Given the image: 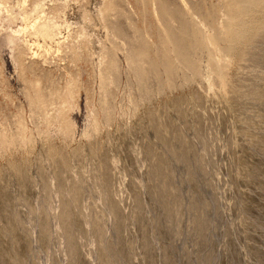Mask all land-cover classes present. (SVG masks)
<instances>
[{
  "label": "rangeland",
  "instance_id": "1",
  "mask_svg": "<svg viewBox=\"0 0 264 264\" xmlns=\"http://www.w3.org/2000/svg\"><path fill=\"white\" fill-rule=\"evenodd\" d=\"M0 264H264V0H0Z\"/></svg>",
  "mask_w": 264,
  "mask_h": 264
},
{
  "label": "bare ground",
  "instance_id": "2",
  "mask_svg": "<svg viewBox=\"0 0 264 264\" xmlns=\"http://www.w3.org/2000/svg\"><path fill=\"white\" fill-rule=\"evenodd\" d=\"M250 2H251V1H250ZM246 3H247V2H246ZM43 33H46V34H47L48 32H47V30H43ZM47 35H48V34H47ZM49 35H50V34H49Z\"/></svg>",
  "mask_w": 264,
  "mask_h": 264
}]
</instances>
